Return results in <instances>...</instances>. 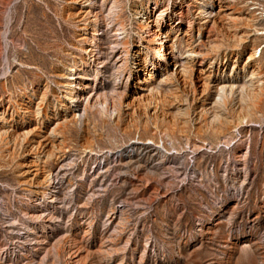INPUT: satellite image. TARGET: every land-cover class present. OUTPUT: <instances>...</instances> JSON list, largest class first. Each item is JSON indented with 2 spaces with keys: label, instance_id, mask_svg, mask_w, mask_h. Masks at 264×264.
Wrapping results in <instances>:
<instances>
[{
  "label": "rangeland",
  "instance_id": "obj_1",
  "mask_svg": "<svg viewBox=\"0 0 264 264\" xmlns=\"http://www.w3.org/2000/svg\"><path fill=\"white\" fill-rule=\"evenodd\" d=\"M154 1L92 0L100 19L85 31L91 15L78 17L79 1L0 0V264H264V89L234 134H216L215 119L203 125L224 113L219 86L236 88L227 113L242 108L243 85L264 88V0H158L153 19L171 37L164 54L191 75L165 81L173 66L163 63L143 81L152 61L133 55V19ZM90 32L86 55L77 35ZM234 32L248 35L238 52L225 35ZM252 46L255 75L244 65ZM82 57L74 99L109 106L73 121L67 75ZM145 91L162 96L168 119L131 127L118 100ZM56 126L62 151L48 156ZM151 142L163 143L164 158L139 146ZM37 143L45 147L35 152Z\"/></svg>",
  "mask_w": 264,
  "mask_h": 264
},
{
  "label": "bare ground",
  "instance_id": "obj_2",
  "mask_svg": "<svg viewBox=\"0 0 264 264\" xmlns=\"http://www.w3.org/2000/svg\"><path fill=\"white\" fill-rule=\"evenodd\" d=\"M75 1H79L80 3L83 4V5L81 4L82 6L79 8L78 17H84V13L87 9H88L87 14L91 15V17H89V20L87 21V24L82 25V26H78L79 28L83 27V30L88 31L94 26V24L96 25L98 22L97 21V18L99 17L98 14L93 15L94 12L92 13V10H91V8L94 7V4L92 3V0H75ZM85 3H88V5H84ZM170 10L172 11V14H174V15L182 14V9H181L180 5H174L172 3ZM159 11H160V7L158 5V0H155L153 3L146 4L144 8H141V9H139L138 12L134 13L135 18L133 19L134 20L133 21L134 22L133 32L136 34V40L135 41H137V43H139V44L137 45L136 48L134 47L135 49L133 51V55L136 57H139L142 52L150 53V59L152 61L151 62V68L149 71L147 70L145 77H144L145 79L143 81L150 80L152 77L151 73H153V71L156 70V66L158 68H160V65L163 63L165 66H168V65L173 66V71L169 75L166 74L165 71L163 72V74H161V76L163 77V80L168 81V80H170L171 77L178 76L183 81H185L186 79H189V77L191 75L190 67H188V66L179 67L180 63L178 64V61L176 62V58H174L176 56L171 57L172 56L171 55L170 56L171 58H169L166 54H164V48L162 46L164 45V43L170 42L171 37L169 34L166 33V31L164 32L155 23L156 22L155 18L153 19L154 14L158 13ZM96 13H97V11H96ZM98 13H99V10H98ZM213 14H215V18L213 20V22H215L219 18V15H218V13H213ZM204 16H206V15H204ZM101 17H102V15H101ZM98 19H100V18H98ZM203 19L205 20L204 23H208L209 20L206 17L205 18L203 17ZM230 21L235 22V20L233 18L230 19ZM81 22H82V20H81ZM101 23H102V20H101ZM221 27L222 26H220V28ZM223 30L224 29L219 30V32L221 33V32H223ZM90 31H93V30H90ZM124 33H125V29H123V27H119V29L115 30V32H114V34H117L119 36H122ZM225 35L228 36L230 39H232L233 42L231 45L233 46V48L237 52L240 51L239 50L240 45L244 41V39H248L247 34L243 37V35L238 34L236 32H234L232 34L225 33ZM77 36H78V39L81 40V42L83 43V46L81 48L82 52L86 55L90 54V50H89L88 46L91 43V38L94 37V33L93 32H90V34L89 33H85V34L80 33ZM116 43H117L116 45H119L120 49L124 53V61H123V64H124V63H126L125 58L129 55L128 41L126 38L122 37ZM250 43H252V41H250ZM116 45H115V47H116ZM170 51H171V48H170ZM122 52H120V53H122ZM190 54H192V53H190ZM177 56H179V55H177ZM185 57H187V56H185ZM85 58L86 57L80 58L81 65H78L75 63L73 68H72L73 70L70 71L69 74L67 75V84H68L67 86L69 88V92L66 93L65 101L67 104L72 106L70 117L73 121L76 119H79L80 117L85 118V116L88 112H93V111H96L97 109H98L100 115L105 114V113H107V109L109 106L108 103H106L105 101L102 102L103 100H101V102H99L98 100H100L101 98L98 99V95H97V97L95 95H92V94H88L86 97L80 95L78 97V100H77V98L74 99L73 89L75 88V86H78V88L80 86H82L81 80L76 82L77 77H80V74H83L84 70L88 66ZM255 59H256V49L252 46L249 49V52L246 54V59L244 61V65H246V66L250 65L253 68L251 74H254V75L257 74V72H258V68H256V66L254 65ZM119 60H121V59H119ZM121 66H122V64H121ZM97 70L100 71L99 69H97ZM202 70L203 69L198 68L196 71L198 74H202V72H203ZM199 78H201V77H199ZM201 80H202V78H201ZM183 83L185 84V82H183ZM219 87H220L219 91L216 90L218 92L217 93L218 96H217L215 104L217 103L216 108L218 110H221L224 113L218 115V113L212 114L213 113L212 112L211 114L213 116H211L212 121H210V122H207L208 118L203 116V118H204V124L203 125L213 126L214 119H215L217 124L213 128H214V131L216 132V134L220 135V134L225 133L226 131L229 132L230 134H234L238 130L239 126L242 123H247L248 122L247 120L253 116V111H254V109H257V107H258V103L261 100L262 90L264 88L262 87V84H259L258 91L256 93L254 92V94H253L252 93L253 89L252 90L250 89V91H249L248 86L243 85L242 88H240L238 91V94H239V96H238L239 100L238 101L242 105V108L239 109V111L234 110V109H233L234 111L228 110L230 112L227 113V109L230 108V107L227 108V106H231L233 104L232 103V101H234L233 95H234V93H236V91H235L236 88L232 85H227V86H222V87L219 86ZM159 96H160V94H159ZM159 96L156 95V93L153 94V93L145 91L141 95H139L138 97H136V98L133 97L134 99H132L131 101H129V97H127L125 95L123 97H121V99L119 98L120 100H118V101H120V103H119L120 106L125 107L124 109H122V108H120V109H122L124 111V112L123 111L122 112L125 114L126 121H127L128 125H130L131 127H137L138 125L146 126L147 124L157 123V121L166 122L168 119V116H167L166 111L163 108L162 96L161 97H159ZM102 99H104V98H102ZM108 100H109V98H108ZM106 101H107V99H106ZM107 102H109V101H107ZM230 103H232V104H230ZM80 105L82 108H80ZM238 107H239V105H238ZM80 111L82 113L78 114V112H80ZM119 112L120 111H118V110H117V112L114 111L113 117L115 120L119 119V117L121 115ZM109 118H110V115H109ZM199 120H201V118ZM50 129H52V130L48 129L46 132H48V131L49 132H48L47 136L46 135L45 136H46V141L48 142V144H47L48 156H53L54 153H59L62 151V144L61 145L59 144V146H58V144H57V146H53V143H55V142L52 139L53 138L58 139L57 136H59V134H60L59 126H56L54 128H50ZM23 141H25L24 145L26 144L27 146H29L30 143L27 142L26 138H24ZM28 141H29V139H28ZM14 142L16 143L14 148L16 150L20 149V146L17 147L19 142L16 140ZM151 143H152L151 145L146 144V143H143L140 145L136 144V143H131L129 146L130 151L133 152L134 149L136 148V146L139 145L141 147V149L144 150L145 152H152L153 151V152L157 153L160 157L164 158L165 155L162 152V150H164L163 143L162 142H160V144H154L153 142H151ZM43 147H45V146H43L41 143H37V146L35 147L34 151L36 152Z\"/></svg>",
  "mask_w": 264,
  "mask_h": 264
}]
</instances>
